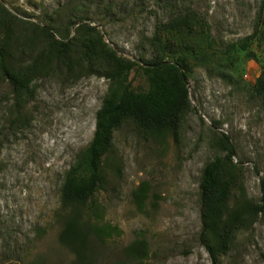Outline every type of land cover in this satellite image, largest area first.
I'll list each match as a JSON object with an SVG mask.
<instances>
[{
  "label": "rangeland",
  "instance_id": "374dc122",
  "mask_svg": "<svg viewBox=\"0 0 264 264\" xmlns=\"http://www.w3.org/2000/svg\"><path fill=\"white\" fill-rule=\"evenodd\" d=\"M0 6L16 18L14 37L22 42L14 64L31 69L18 97L0 79V264L72 261L58 242L61 189L92 140L111 87L89 59L82 61V45L132 64L127 79L137 94L149 88L145 62L183 56L190 67L174 135H150L130 121L113 132L105 181L89 202L92 222L110 228L98 264H138L123 254L136 242L143 246L139 264H211L199 242L204 166L225 157L229 144L230 208L264 201V95L253 89L264 72L262 0H0ZM189 10L203 18L205 31L161 32V24ZM86 25L91 30L79 35L77 27ZM40 28L55 41H72L65 65L40 68L56 48ZM220 264H264L262 215L236 230Z\"/></svg>",
  "mask_w": 264,
  "mask_h": 264
},
{
  "label": "trees",
  "instance_id": "16d2710c",
  "mask_svg": "<svg viewBox=\"0 0 264 264\" xmlns=\"http://www.w3.org/2000/svg\"><path fill=\"white\" fill-rule=\"evenodd\" d=\"M84 20L83 18L79 22ZM260 24L264 27V0L260 11ZM15 25L16 18L0 6V79L18 97L27 88L31 69L14 64L13 53L23 52L16 47L22 42L14 37ZM84 28L86 31L91 30L88 25L78 26L76 31L79 35L83 30L87 34ZM182 29L191 32L205 31V22L196 12L189 10L178 13L167 23L161 24L162 33ZM40 36L56 45L40 68L54 65L57 69L65 65L70 56L72 41H55L46 28H40ZM154 40L156 41V37ZM157 41L160 42L159 39ZM82 46L85 52L81 57L82 61L87 62L89 59L90 68L94 64L111 82V87L96 114L92 140L85 152L76 159L62 185L57 212L60 226L58 242L72 256L70 264H98L110 236V228L92 222L89 202L105 181L102 165L110 152L113 132L126 121H130L137 129L150 135H174L187 103V75L190 67L183 56L172 61L155 57L145 62L141 69L148 78L149 88L146 93L137 94L127 79L132 64L121 63L99 48L91 53L89 47ZM159 48L164 50L166 47ZM253 89L256 94L264 95V72L255 80ZM225 150V157H216L204 166L198 186L201 209L199 242L206 250L211 264H220V258L227 255L238 228L245 223L251 224L259 215L264 217L263 200L258 205L230 208L234 186L230 171L233 149L227 144ZM140 250H143V246L136 242L127 247L123 254L139 264L143 256Z\"/></svg>",
  "mask_w": 264,
  "mask_h": 264
}]
</instances>
